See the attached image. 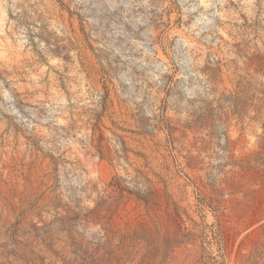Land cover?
Here are the masks:
<instances>
[{"label": "rangeland", "instance_id": "rangeland-1", "mask_svg": "<svg viewBox=\"0 0 264 264\" xmlns=\"http://www.w3.org/2000/svg\"><path fill=\"white\" fill-rule=\"evenodd\" d=\"M0 264H264V0H0Z\"/></svg>", "mask_w": 264, "mask_h": 264}]
</instances>
